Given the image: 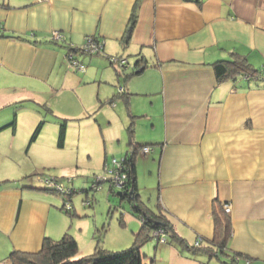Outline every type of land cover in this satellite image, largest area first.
Segmentation results:
<instances>
[{"label": "crops", "instance_id": "0c3cea01", "mask_svg": "<svg viewBox=\"0 0 264 264\" xmlns=\"http://www.w3.org/2000/svg\"><path fill=\"white\" fill-rule=\"evenodd\" d=\"M133 14L136 23L125 41ZM56 31L63 40L52 41ZM87 36L103 44L101 53L81 51ZM71 52L84 72L68 60ZM109 56L132 57L131 70L111 64ZM235 56L257 70L264 66V0H0V111L11 106L14 112L0 124V263L13 250L36 252L45 237L61 238L69 222L86 212L70 199L75 215L66 214L63 197L42 190L29 175L30 164L16 156L33 159L34 153L44 165L70 168L66 157L59 163L63 155L49 154L68 143L79 155L92 123L101 141L105 132L110 140L109 151L104 145L97 156L88 155L97 157V169L111 166L110 154L122 160L133 145L152 149L135 154L140 203L162 213L184 243L153 238L142 247L145 264H227L236 254L239 264H264V75L220 80L215 63ZM141 58L147 66L140 71ZM86 85L97 90L90 107L82 104L80 110L75 98L77 106L72 101L67 109L52 108L66 92L84 102ZM102 113L105 123L98 121ZM62 119L66 133L59 144ZM144 169L155 179L149 188L141 183ZM76 177L72 187L83 179ZM108 185L109 197L116 189ZM143 188L149 206L142 201ZM226 203L229 256L212 258L192 247L198 237L200 246L210 244L213 210ZM138 219L137 232L143 225ZM95 228L86 244L88 235L72 234L79 256L94 251Z\"/></svg>", "mask_w": 264, "mask_h": 264}, {"label": "trees", "instance_id": "16d2710c", "mask_svg": "<svg viewBox=\"0 0 264 264\" xmlns=\"http://www.w3.org/2000/svg\"><path fill=\"white\" fill-rule=\"evenodd\" d=\"M136 23V15L133 14L131 21L127 27L124 40L128 41L132 35L134 26ZM53 42H58L52 39ZM70 51H75L77 48L74 46H68ZM103 49L99 52L101 53ZM98 53V54H99ZM69 55V54H68ZM113 56H109L108 59L111 60ZM112 64V63H111ZM147 64L144 63V59L141 58L136 63L138 70H143ZM217 76L220 80L226 78H232L237 80L239 77H243L245 74H252L256 79H259L264 75L260 68L259 70L253 68V66L248 62L247 58L242 56H235L232 60L218 61L214 65ZM255 80V79H254ZM126 93L123 94L125 96ZM66 119H62L60 123V143L64 141L66 133ZM13 123V122H12ZM11 123V125H12ZM45 120H42L36 128L33 138L38 135L44 125ZM10 125V124H9ZM130 136H133L132 124L128 128ZM147 145H133V151L126 155L124 158V169L128 176L127 188L122 192L123 198H128L132 201V208L138 214V217L143 222L141 230L136 234L134 243L125 250L112 251L104 248L100 243V238H97V244L94 251L88 255L79 256V245L74 236L69 232H66L59 239H52L50 237H45L42 242L40 250L36 252H24L13 250L6 260V264H145V255L142 253L143 245L152 239V233L155 230L163 229L168 236L169 240H178L184 243V240L180 238L169 221L165 218L162 213L153 212L146 206H143L139 200V194L137 193V173L135 164V154L136 152ZM40 176L52 177L47 174H37L32 178L35 179L34 183H40L42 190L48 191L53 194H58L63 197L64 201L71 203V196L75 193V189L72 185L67 186L65 183L71 184L73 178H59L53 177L59 184H64L66 188H72V195L65 197L59 191L55 189V186H49L39 179ZM133 191L129 195L130 191ZM88 192V190H87ZM65 202L63 210L71 216H74L73 205L71 210L65 208ZM91 202V201H90ZM72 204V203H71ZM213 218L215 222V232L214 238L209 245L204 246H194L193 249L202 250L208 253L210 257L219 258L220 255L229 256L226 253L227 243L232 235L231 220L228 214L224 212L219 206H215L213 210ZM241 256L234 255L230 256V262L227 264H239Z\"/></svg>", "mask_w": 264, "mask_h": 264}, {"label": "rangeland", "instance_id": "374dc122", "mask_svg": "<svg viewBox=\"0 0 264 264\" xmlns=\"http://www.w3.org/2000/svg\"><path fill=\"white\" fill-rule=\"evenodd\" d=\"M129 61L132 63L133 58L129 57ZM129 67L123 68L125 69L124 71L129 72L131 70V68ZM93 88L95 87L94 86L90 87V85H86L83 87V89H81V93L85 92L84 99L86 102L85 101L83 102L80 98H77L75 94H70L66 92L63 94V99L55 102L56 105L54 104L55 107H52V108L58 111H61L59 106L63 104L62 107L67 109L69 108L68 106L70 103H72V101L75 103L76 99L81 106L80 110L81 108L82 109L84 108L82 104H84L85 106L88 105V107H90L91 104L96 102L95 95H96L97 90H94ZM75 104L77 106V103ZM119 107L122 108L121 105ZM12 108L13 107L8 106L7 108H4L0 111V124L7 123L6 121L7 119H9L10 116L12 117L11 119H13L14 112H11V110L13 111ZM49 116L53 117L52 113H49ZM99 117L106 118L103 113L99 114L98 118ZM53 121H56L57 123V120H53ZM98 121H100V123L101 122L105 123V119L100 120L99 118ZM58 122L60 126L61 121L58 120ZM89 124L92 125V123H89ZM97 124H99V122ZM90 125L87 126L88 133H89L88 139L87 141H86V138L85 140H83V144L81 146L82 151L80 152L79 155L77 153V147L70 146L68 143H65L64 150L56 151L58 152V154L56 152L49 154L53 156V158L60 157V154L63 155V157L60 158L59 163L63 162L64 161L63 158L66 157L68 159V161L66 160V164L70 168L60 166L59 164L55 166L44 165L48 163L41 162V157L37 156L34 153L32 157L33 159L27 158L26 154L25 153L22 154V152L16 157L17 159H20L19 162H22L24 164H30V166L27 167V170L30 172L29 175L36 176L38 173L39 174H52V175H57L59 178L66 177L64 179H67L69 176L70 177L73 176L72 178L74 179L76 176H77L76 178L83 177V179L78 180L83 183L77 182V184L74 185L73 188L76 191L70 199L72 200L73 204L76 206L77 210L79 211L86 210V212L83 214L79 213L78 216L72 219L73 222H69V225H68L69 233L72 235L80 231V233L84 237L88 235V238L87 239L84 238L85 241L83 242L84 244H86L89 240V236H90L89 233L91 229H96L95 227L98 226V231L95 230L94 235L97 238H100V243L102 244L104 248L108 250H112V251L125 250L134 243L136 234L138 233L137 229L140 228L141 226L138 221L139 220L138 214L132 208V205H133L132 201L126 197L123 198L122 196L118 195V192H119L118 190H115L114 192H110L109 197H108V193H109L107 189L108 188L107 186H109L108 184L103 183L96 190H93L91 188L93 187L94 181L97 180L96 176L104 177L106 175L105 170H103L102 167H100L99 169L95 168V165H96L95 161H97V157L92 158V156L94 155L97 156V149H99L100 147H102V149L104 150V145L108 147L107 150L109 151L110 140H108L109 134L105 132L106 138H103V140L101 141L100 137L98 138L97 134L93 133V129H90L91 128ZM103 126L105 127V125ZM58 135H59V143H60V127H59V133L57 132V137ZM28 143H29V140H27V145ZM57 145H58V138H56V143H55V146ZM88 152L89 154H87ZM99 152H100V149H99ZM88 155H92V156L89 157ZM111 155L112 154H110V159H109L110 163L113 160V156ZM49 158L51 157L49 156ZM120 158L121 157L118 155L117 159H120ZM69 169L70 171H68ZM144 171L145 172L142 175L143 180L141 183L143 186L145 185L149 188L151 186V180H152V183H154L155 179H150L148 176V173L146 174V172L148 171L145 169ZM90 176L92 177V179L90 178V180H88V182H86L85 184L84 178H88ZM37 184L41 186L40 183L37 182ZM87 190L88 192H86ZM141 191H142L141 192L142 201L145 202L149 206L150 202H148L147 199L149 198L150 194L146 192L144 188ZM87 193L90 195L89 198L87 197ZM92 195H94V198H92ZM86 200H90L91 205L86 206L84 204ZM65 213L68 214L69 216L72 215L67 212ZM69 216L68 218L70 219ZM81 227L82 229L80 230ZM97 238H94L95 244H97ZM153 241L154 240L152 238V239H149L147 242H153ZM215 262L216 260H212L211 264H216Z\"/></svg>", "mask_w": 264, "mask_h": 264}, {"label": "built area", "instance_id": "2783aa9c", "mask_svg": "<svg viewBox=\"0 0 264 264\" xmlns=\"http://www.w3.org/2000/svg\"><path fill=\"white\" fill-rule=\"evenodd\" d=\"M52 39L59 42V41L63 40V36L60 32L56 31L53 33ZM102 49H103V44L100 41H98L94 36H87L85 38V44L81 48V51H83L84 53L93 55V54H98ZM67 58L76 69H78L79 71H82V72L85 71L84 65L74 57L72 52L69 53ZM110 62L115 66L118 65V67H120L122 69L128 68L130 66L128 59L125 57H121V56H113L111 58ZM261 72L264 74V66L262 67ZM244 78L255 79V77L252 74H245ZM119 92L123 93L124 89L121 87L119 89ZM139 150L143 154H146V153L148 154L152 151L150 146H145ZM104 170H105L106 175L104 177L96 176L97 180L94 181L92 189L96 190L100 187L101 184L108 183L114 189L118 190L119 192H124V190L128 186L127 185L128 176H127V173L124 169V158L122 160H118V159L114 158L112 160L111 166L106 164L104 167ZM39 179L49 186H55V189L57 191H59L63 196H70L73 193L72 188H66L64 186V184H59L55 180V178H53V177L40 176ZM84 204L86 206H89V205H91V202H90V200H86ZM65 208L67 210L72 209V204L70 202H68V200H67V202H65ZM223 210L225 213L230 214L231 213V205L228 203L223 204ZM152 236L159 243H164L167 241V235L163 229L155 230L152 233ZM201 243H202V238L198 237L196 242H195V246H200ZM6 263L7 262H3L0 264H6Z\"/></svg>", "mask_w": 264, "mask_h": 264}, {"label": "water", "instance_id": "95a60500", "mask_svg": "<svg viewBox=\"0 0 264 264\" xmlns=\"http://www.w3.org/2000/svg\"><path fill=\"white\" fill-rule=\"evenodd\" d=\"M122 87V86H121ZM120 87V88H121ZM123 88V87H122ZM133 193V191L131 190L130 192H129V195H131ZM118 195H120V196H122V192H118Z\"/></svg>", "mask_w": 264, "mask_h": 264}, {"label": "flooded vegetation", "instance_id": "af4514ba", "mask_svg": "<svg viewBox=\"0 0 264 264\" xmlns=\"http://www.w3.org/2000/svg\"><path fill=\"white\" fill-rule=\"evenodd\" d=\"M65 197H67V196H65Z\"/></svg>", "mask_w": 264, "mask_h": 264}]
</instances>
